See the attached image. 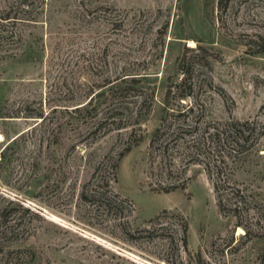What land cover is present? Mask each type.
Returning a JSON list of instances; mask_svg holds the SVG:
<instances>
[{
  "label": "rangeland",
  "instance_id": "obj_1",
  "mask_svg": "<svg viewBox=\"0 0 264 264\" xmlns=\"http://www.w3.org/2000/svg\"><path fill=\"white\" fill-rule=\"evenodd\" d=\"M263 49L264 0H0V264H264Z\"/></svg>",
  "mask_w": 264,
  "mask_h": 264
},
{
  "label": "trees",
  "instance_id": "obj_2",
  "mask_svg": "<svg viewBox=\"0 0 264 264\" xmlns=\"http://www.w3.org/2000/svg\"><path fill=\"white\" fill-rule=\"evenodd\" d=\"M264 51V49L262 50ZM170 89L166 91V96L170 95ZM254 123H250L249 121L239 122V121H231L227 122L221 128L214 127V131L212 134L209 135L210 141V149H213L211 153V158L205 163V168L210 176H213L215 173L217 179L215 178L214 182V189L215 191L218 189V180L220 181L223 178V175L226 176L223 172L225 171L226 167L228 166L227 160L229 158L233 160L240 159L242 156L245 155L243 152L246 149V146L249 145L248 141L250 140L251 133L254 132L255 128L252 127ZM159 130L156 129L154 133H158ZM128 151V150H126ZM120 154L118 158L112 164V169H116L119 159H121L122 155ZM198 155L202 154L200 150V146L198 147ZM227 168H230L227 167ZM114 177V174L113 176ZM223 185L226 182V177H224ZM223 178V179H224ZM113 179V178H112ZM110 182V179L106 180V185ZM178 186H172L170 188H160V191L165 193L175 189ZM182 187V186H181ZM114 197V196H112ZM113 199L109 198L104 204L106 207L111 206L113 204ZM220 209L222 210L221 202L219 201ZM186 231H187V224L184 222L183 224V237L184 242L183 244L186 245ZM199 259V258H198ZM200 260V259H199Z\"/></svg>",
  "mask_w": 264,
  "mask_h": 264
}]
</instances>
